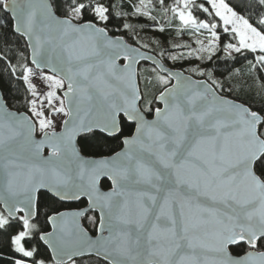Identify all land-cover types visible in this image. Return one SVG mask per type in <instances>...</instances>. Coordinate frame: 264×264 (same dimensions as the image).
Listing matches in <instances>:
<instances>
[{"label": "snow or ice", "instance_id": "obj_1", "mask_svg": "<svg viewBox=\"0 0 264 264\" xmlns=\"http://www.w3.org/2000/svg\"><path fill=\"white\" fill-rule=\"evenodd\" d=\"M0 20V264H264V0H0Z\"/></svg>", "mask_w": 264, "mask_h": 264}, {"label": "trees", "instance_id": "obj_2", "mask_svg": "<svg viewBox=\"0 0 264 264\" xmlns=\"http://www.w3.org/2000/svg\"><path fill=\"white\" fill-rule=\"evenodd\" d=\"M135 23V21H133ZM139 23L140 24H149L151 22L149 21H146V20H143V19H140L139 20ZM2 20H0V31H3V27H2ZM145 32H150L153 34V36L157 39H163V40H168V39H172L175 35V32H165L163 34L159 33V32H152L150 29H145L142 33H141V37H143L144 33ZM10 41H11V45L12 47L15 49L17 47H19L21 50H23V41L20 40L19 42V45H17L16 43V38L15 37H10ZM168 43L165 42V45H167ZM3 47V42L0 41V48ZM249 55V58H251V54H248ZM13 62H15V60H13ZM177 67H179V65H177ZM235 67L240 69L241 72H244L246 70V67H247V61L245 60L244 57H238V60L237 62L235 63ZM222 70V69H221ZM0 75H2V65H0ZM260 75L264 76V73H261ZM12 103H15L14 101L10 102V107H11V104ZM16 108H19L21 111H23L24 109L19 105L17 104L16 105ZM12 110H15V109H12ZM90 231L92 232V234L94 235V230L90 229ZM3 238L0 237V257H2L3 261L7 262L9 261V252H10V249L8 247H6L4 244H3Z\"/></svg>", "mask_w": 264, "mask_h": 264}, {"label": "rangeland", "instance_id": "obj_3", "mask_svg": "<svg viewBox=\"0 0 264 264\" xmlns=\"http://www.w3.org/2000/svg\"><path fill=\"white\" fill-rule=\"evenodd\" d=\"M153 37H154V36H153L152 33H150V32H145L144 35H143V37H141V39H143L144 41H150ZM182 39L185 40V41H187V40H188V37H187V36H184ZM160 40H162V42L164 43V45H165V42L169 43V41L177 42V43L179 42V41H177V40L175 39V35H174V37H173L172 39H168V40H166V41L163 40V39H160ZM193 63H195V62H193ZM185 66H186V65H185Z\"/></svg>", "mask_w": 264, "mask_h": 264}, {"label": "water", "instance_id": "obj_4", "mask_svg": "<svg viewBox=\"0 0 264 264\" xmlns=\"http://www.w3.org/2000/svg\"><path fill=\"white\" fill-rule=\"evenodd\" d=\"M151 54V53H150Z\"/></svg>", "mask_w": 264, "mask_h": 264}]
</instances>
